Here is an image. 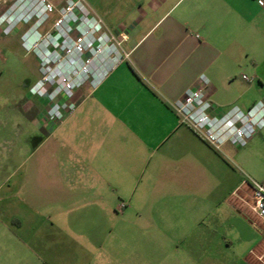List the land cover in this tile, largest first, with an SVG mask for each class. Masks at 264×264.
<instances>
[{
  "label": "crops",
  "instance_id": "1",
  "mask_svg": "<svg viewBox=\"0 0 264 264\" xmlns=\"http://www.w3.org/2000/svg\"><path fill=\"white\" fill-rule=\"evenodd\" d=\"M86 1L131 57L82 90L60 125L41 129L47 136L38 146L49 148L37 165L39 197L48 199L45 223L56 255L46 258L50 250L39 254L21 242L29 255L42 264H119V220L139 219L144 252L148 232L158 226L145 222L146 210H188L194 217L198 210H232L241 221L263 225L243 201L251 199L248 178L264 184V130L246 148L217 151L171 103L198 88L201 76L214 104L247 111L264 101V7L257 0ZM243 70L252 81L242 75L238 84ZM260 234L246 257L255 264H264ZM167 239L174 246L189 237ZM127 255L126 264H137L133 252Z\"/></svg>",
  "mask_w": 264,
  "mask_h": 264
},
{
  "label": "rangeland",
  "instance_id": "2",
  "mask_svg": "<svg viewBox=\"0 0 264 264\" xmlns=\"http://www.w3.org/2000/svg\"><path fill=\"white\" fill-rule=\"evenodd\" d=\"M15 1L0 0V15ZM49 27L47 24L45 29ZM23 32L24 28L18 27L5 36L0 29V264H42L38 255H29L21 244L24 241L30 248L36 247L39 254L50 250L42 255L46 258L56 255L54 249H50L52 244L45 223L50 207L46 197H39L42 193L37 171L39 161L48 158L49 146H38L40 138L47 136L41 129L49 122L46 119L48 102L29 93L42 78L41 64L34 54H27L22 49L20 37ZM100 72L94 70L93 79L98 78ZM242 75L252 78L250 71L243 70L239 72L237 83ZM87 88H90L89 84L82 90ZM215 104L224 112L235 106H223L220 101ZM38 114L41 115L40 125L36 123ZM60 124L53 123L52 126ZM37 210L42 213L36 215ZM124 212L126 210H117L120 216ZM194 213L146 210L145 222L158 226L148 232L149 242L144 252L137 245L142 240L139 219L135 216L120 219L119 264L127 263L130 252L134 253L137 264H255L256 260L250 262L246 257L250 255L249 250L262 241L261 223L252 224L249 219L241 221L232 210H198L199 215L195 217ZM133 228L136 229L134 232L131 231ZM172 235H185L189 239L173 246L167 239Z\"/></svg>",
  "mask_w": 264,
  "mask_h": 264
},
{
  "label": "built area",
  "instance_id": "3",
  "mask_svg": "<svg viewBox=\"0 0 264 264\" xmlns=\"http://www.w3.org/2000/svg\"><path fill=\"white\" fill-rule=\"evenodd\" d=\"M264 7V0H257ZM50 24L49 29H45ZM24 28L20 40L27 54L40 60L42 78L30 95L48 102L46 119L62 123L77 108L75 98L86 85L94 89L111 71L130 61L131 52L111 31L86 0H66L55 6L49 0H16L0 15L5 36ZM94 70L101 71L94 78ZM244 80L251 82L246 76ZM199 87L171 103L180 120L217 151L228 144L244 148L264 130V101H256L247 111L234 106L221 111L208 97L209 82L199 78ZM251 190L249 210L262 221L264 237V184L247 179ZM121 205L119 210H123Z\"/></svg>",
  "mask_w": 264,
  "mask_h": 264
}]
</instances>
